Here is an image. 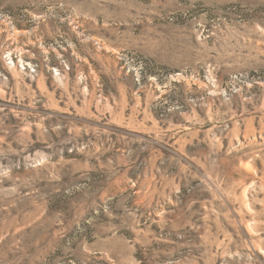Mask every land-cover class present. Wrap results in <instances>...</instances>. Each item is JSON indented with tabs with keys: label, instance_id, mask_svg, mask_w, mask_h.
Instances as JSON below:
<instances>
[{
	"label": "rangeland",
	"instance_id": "rangeland-1",
	"mask_svg": "<svg viewBox=\"0 0 264 264\" xmlns=\"http://www.w3.org/2000/svg\"><path fill=\"white\" fill-rule=\"evenodd\" d=\"M0 264H264V0H0Z\"/></svg>",
	"mask_w": 264,
	"mask_h": 264
}]
</instances>
